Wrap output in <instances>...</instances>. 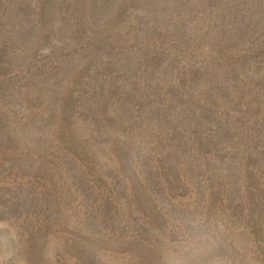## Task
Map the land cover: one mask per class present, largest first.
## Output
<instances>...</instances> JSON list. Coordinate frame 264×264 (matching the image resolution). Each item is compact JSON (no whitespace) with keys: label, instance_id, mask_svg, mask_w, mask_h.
I'll use <instances>...</instances> for the list:
<instances>
[{"label":"rangeland","instance_id":"1","mask_svg":"<svg viewBox=\"0 0 264 264\" xmlns=\"http://www.w3.org/2000/svg\"><path fill=\"white\" fill-rule=\"evenodd\" d=\"M264 264V0H0V264Z\"/></svg>","mask_w":264,"mask_h":264},{"label":"clouds","instance_id":"2","mask_svg":"<svg viewBox=\"0 0 264 264\" xmlns=\"http://www.w3.org/2000/svg\"><path fill=\"white\" fill-rule=\"evenodd\" d=\"M198 250V239L194 238L185 242L181 252L173 260V264H193L192 255ZM211 264H224V261L216 258L211 261Z\"/></svg>","mask_w":264,"mask_h":264}]
</instances>
